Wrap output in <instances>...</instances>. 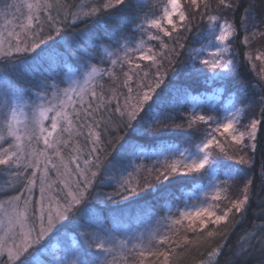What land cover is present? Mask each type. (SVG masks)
Masks as SVG:
<instances>
[{"label": "snow or ice", "instance_id": "obj_1", "mask_svg": "<svg viewBox=\"0 0 264 264\" xmlns=\"http://www.w3.org/2000/svg\"><path fill=\"white\" fill-rule=\"evenodd\" d=\"M262 38L264 0H0V264H264Z\"/></svg>", "mask_w": 264, "mask_h": 264}, {"label": "trees", "instance_id": "obj_2", "mask_svg": "<svg viewBox=\"0 0 264 264\" xmlns=\"http://www.w3.org/2000/svg\"><path fill=\"white\" fill-rule=\"evenodd\" d=\"M237 44H238V48L235 50L239 51L240 59H241V70H240V73L237 77V83L255 82L257 80L255 73L253 72V70L251 69V67L248 64L243 62V53L245 51H247L248 49L245 48L243 45H239V42H237ZM195 46L199 47L198 44H196ZM251 48L253 50H255L257 48L264 49V38L253 42L251 45ZM206 90L209 91L211 89L208 85H205L202 81L193 86V94H197L199 92H203ZM254 115H257V116L259 115L258 109L254 110ZM258 160H259V157H258ZM257 167H259V165H257ZM257 184H259V181H257ZM110 190L111 189H109V188L104 189V191H110ZM162 191H163V189H161V192ZM160 195H161L160 192L155 193V197H159ZM261 195L264 196V193H262ZM145 201H150L152 203L157 215L163 214V210L161 208V205L163 202L161 200L155 199L154 195L151 192H149L148 195H145L143 197V199L138 201L136 204L130 205V207L128 205H125V211L127 212L128 215L130 213L133 214L134 210L140 211L139 205H143ZM137 208H139V209H137ZM255 210H256V204L253 203L252 207L249 209L248 219H247L246 223L244 225H241L240 227H238L236 229L235 233L232 235L231 240L229 241L230 244H235L239 235L242 232H244L246 230V228L250 227V225L253 222V215L252 214ZM197 257H198L197 251H195L194 249L190 250L189 252H185L183 254V259H179L178 264H195Z\"/></svg>", "mask_w": 264, "mask_h": 264}, {"label": "rangeland", "instance_id": "obj_3", "mask_svg": "<svg viewBox=\"0 0 264 264\" xmlns=\"http://www.w3.org/2000/svg\"><path fill=\"white\" fill-rule=\"evenodd\" d=\"M263 48V47H262ZM262 50H264V49H262ZM260 67H261V65H260V63L257 61L256 62V69H255V75L260 71ZM256 77H257V75H256ZM258 78V77H257ZM250 115H254V112L252 113V114H250ZM129 207H130V205H128ZM137 209H139V208H137ZM140 214V211L139 210H134V212H133V214H129V215H131V216H133V217H135V216H137V215H139Z\"/></svg>", "mask_w": 264, "mask_h": 264}]
</instances>
